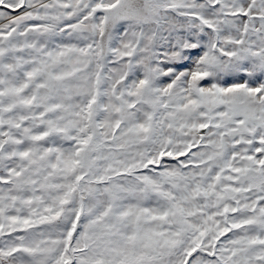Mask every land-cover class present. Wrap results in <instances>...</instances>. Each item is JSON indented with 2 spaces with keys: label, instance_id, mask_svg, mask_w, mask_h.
Returning a JSON list of instances; mask_svg holds the SVG:
<instances>
[{
  "label": "snow or ice",
  "instance_id": "obj_1",
  "mask_svg": "<svg viewBox=\"0 0 264 264\" xmlns=\"http://www.w3.org/2000/svg\"><path fill=\"white\" fill-rule=\"evenodd\" d=\"M0 264H264V0H0Z\"/></svg>",
  "mask_w": 264,
  "mask_h": 264
}]
</instances>
